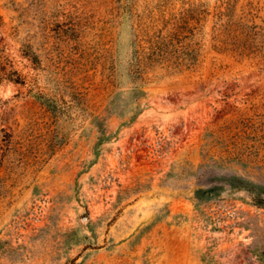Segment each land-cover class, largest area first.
Wrapping results in <instances>:
<instances>
[{"label":"rangeland","instance_id":"374dc122","mask_svg":"<svg viewBox=\"0 0 264 264\" xmlns=\"http://www.w3.org/2000/svg\"><path fill=\"white\" fill-rule=\"evenodd\" d=\"M0 264H264V0H0Z\"/></svg>","mask_w":264,"mask_h":264},{"label":"trees","instance_id":"16d2710c","mask_svg":"<svg viewBox=\"0 0 264 264\" xmlns=\"http://www.w3.org/2000/svg\"><path fill=\"white\" fill-rule=\"evenodd\" d=\"M136 58L138 63H142L144 64L145 67H148L146 64L155 63L159 58V53L158 51H155V49L153 48L151 52L139 54ZM171 65H173V63H171ZM14 81L21 82V80H14Z\"/></svg>","mask_w":264,"mask_h":264}]
</instances>
